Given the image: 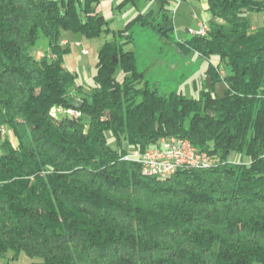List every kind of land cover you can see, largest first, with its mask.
I'll list each match as a JSON object with an SVG mask.
<instances>
[{
  "label": "trees",
  "instance_id": "1",
  "mask_svg": "<svg viewBox=\"0 0 264 264\" xmlns=\"http://www.w3.org/2000/svg\"><path fill=\"white\" fill-rule=\"evenodd\" d=\"M170 1L158 0L157 16L140 14L103 45L85 92L65 67L62 35L109 32L100 0H0L4 264H264V24L250 18L264 14V0H206L209 33L176 41L219 61L208 64L212 88L198 98L161 94L125 49L135 25L174 40ZM42 38L48 53L37 59ZM222 63L231 74H219ZM164 137L188 139L217 163L159 180L125 159Z\"/></svg>",
  "mask_w": 264,
  "mask_h": 264
},
{
  "label": "rangeland",
  "instance_id": "2",
  "mask_svg": "<svg viewBox=\"0 0 264 264\" xmlns=\"http://www.w3.org/2000/svg\"><path fill=\"white\" fill-rule=\"evenodd\" d=\"M86 0H81L84 4ZM77 2V8L81 13L82 4ZM108 9H104L107 4ZM102 7H101V6ZM99 6L103 12H99L109 21L110 31L97 38H87L71 31L63 32V39L70 42V52L65 57L68 69L78 75V81L88 92L94 87L93 75L96 72L99 52L106 42L115 40V33L122 30L126 25L134 21L140 14L152 13L157 16L160 10L158 0H101ZM98 6V7H99ZM174 26L175 37L171 41L161 38L151 28H142L138 25L133 26L130 31L134 41L126 45L125 49L135 52L139 69L146 73V79L150 85H156L161 94L171 92H181L186 97L198 98L202 89L212 88V78L206 74L208 64L219 66L216 58L204 59L197 54L185 53L178 42H185L193 37L188 30L197 29V17L203 19L206 16L204 6L200 1L187 0L175 7L169 6ZM264 15V14H263ZM261 14H251L253 26L258 27L264 24V16ZM82 16V13H81ZM76 42H81L82 47H77ZM82 49L88 50L89 54L84 55ZM36 51L48 53V41L42 38ZM219 74H231V69L222 63ZM118 81H123L124 73L118 71L116 74ZM226 83L223 81L215 85V91L223 95ZM74 101L75 98H74ZM109 141L116 146L113 136L109 135ZM230 160L237 161L239 158L234 156ZM247 162L248 157L242 159Z\"/></svg>",
  "mask_w": 264,
  "mask_h": 264
},
{
  "label": "built area",
  "instance_id": "3",
  "mask_svg": "<svg viewBox=\"0 0 264 264\" xmlns=\"http://www.w3.org/2000/svg\"><path fill=\"white\" fill-rule=\"evenodd\" d=\"M179 3H177L178 5ZM210 31L209 21H199L197 29H189L193 36H206ZM62 45H70L67 40ZM77 47H82L81 42H76ZM84 55L88 50L82 49ZM46 53L37 51L36 58L42 59ZM58 113L67 114L74 118L81 117L79 111L72 109H58ZM2 133L7 130L2 128ZM126 160L135 161L140 164L141 171L145 176L156 177L159 180H167L184 168L206 169L214 166L217 160L208 153L200 151L190 140L179 137H164L157 144L144 151L131 150L125 157ZM0 264H4L0 259Z\"/></svg>",
  "mask_w": 264,
  "mask_h": 264
},
{
  "label": "crops",
  "instance_id": "4",
  "mask_svg": "<svg viewBox=\"0 0 264 264\" xmlns=\"http://www.w3.org/2000/svg\"><path fill=\"white\" fill-rule=\"evenodd\" d=\"M196 1H200L201 3H202V5L204 6V8H205V11H206V16H204L203 17V19H199L198 17H197V19H198V21H197V28H198V22L199 21H211V19H212V17H211V15H210V13L207 11V4H206V0H196ZM100 2H101V0H100ZM176 1H173V0H171L170 1V6L171 5H174L175 7H177L180 3H181V1H179L178 3V5L176 4H174ZM100 4V3H99ZM99 4H98V6H99ZM107 6L106 7H104V9L106 8V9H108V7H109V5H108V3L106 4ZM97 6V12L99 11V12H103V8L101 9V7L99 6L98 7ZM154 16V15H153ZM264 16V15H263ZM64 40H66V39H64ZM68 41V40H67ZM65 67L67 68V66H66V63H65ZM70 70V69H69ZM71 71V70H70ZM10 264H30L29 263V261H28V259L27 258H21L20 260H18V261H15V262H11Z\"/></svg>",
  "mask_w": 264,
  "mask_h": 264
}]
</instances>
